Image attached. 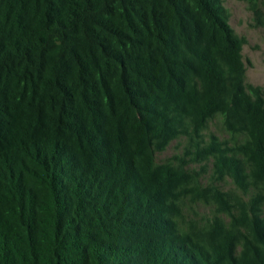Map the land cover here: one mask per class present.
<instances>
[{
  "label": "trees",
  "instance_id": "obj_1",
  "mask_svg": "<svg viewBox=\"0 0 264 264\" xmlns=\"http://www.w3.org/2000/svg\"><path fill=\"white\" fill-rule=\"evenodd\" d=\"M246 42L223 0H0V264H264Z\"/></svg>",
  "mask_w": 264,
  "mask_h": 264
},
{
  "label": "rangeland",
  "instance_id": "obj_2",
  "mask_svg": "<svg viewBox=\"0 0 264 264\" xmlns=\"http://www.w3.org/2000/svg\"><path fill=\"white\" fill-rule=\"evenodd\" d=\"M223 4L229 13V23L235 31L244 36L247 42L243 46L242 54L246 63L247 83L260 85L264 88V26L254 25L253 14L248 4L241 0H223ZM209 131L215 132L222 138L228 135L222 130L219 121L210 123ZM185 140H173L166 150L157 153L158 161H165L176 154L183 152ZM200 168V164H194ZM211 166L208 167L210 169ZM209 173L205 174L203 182H207ZM226 188L233 187L231 182L225 184ZM202 214H208L210 209L204 205L197 207Z\"/></svg>",
  "mask_w": 264,
  "mask_h": 264
}]
</instances>
